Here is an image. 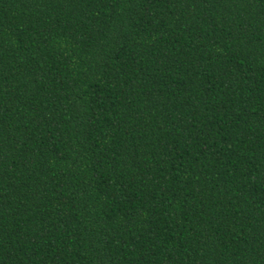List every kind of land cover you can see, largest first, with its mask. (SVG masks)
Listing matches in <instances>:
<instances>
[{
    "label": "trees",
    "instance_id": "trees-1",
    "mask_svg": "<svg viewBox=\"0 0 264 264\" xmlns=\"http://www.w3.org/2000/svg\"><path fill=\"white\" fill-rule=\"evenodd\" d=\"M0 264H264V0H0Z\"/></svg>",
    "mask_w": 264,
    "mask_h": 264
}]
</instances>
